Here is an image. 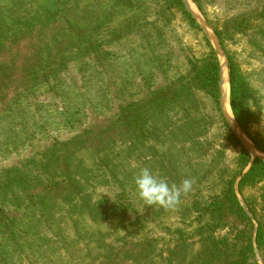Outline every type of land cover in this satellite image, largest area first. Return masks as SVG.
I'll return each instance as SVG.
<instances>
[{
    "label": "rangeland",
    "instance_id": "1",
    "mask_svg": "<svg viewBox=\"0 0 264 264\" xmlns=\"http://www.w3.org/2000/svg\"><path fill=\"white\" fill-rule=\"evenodd\" d=\"M182 1L201 31L179 12L172 18L165 14L162 26L170 20L152 53L125 33L102 43L99 51L83 53L65 47L57 24L33 29L0 52V247L4 248L0 264L200 262L195 257L201 250L196 229L208 220L204 207L221 191L222 179L237 168L241 148L230 141L229 130L235 136L237 132L252 159L264 160V152L231 114L229 85L226 116L219 105L226 124L212 101L199 93L198 110L170 104L165 115L154 120L162 133L158 142L145 134L139 137L120 109L132 100L144 101L155 88L171 86L187 72L186 58H200L208 51V42L228 71V82L227 52L246 78L253 95L248 103L250 131L264 142V0H197L201 9L194 0ZM82 2L93 8L99 0ZM236 17L242 25L224 38L223 48L214 28L221 29ZM99 33L101 41L109 35L107 30ZM45 45L43 64L58 65L60 50L70 57L48 82L38 60ZM155 55L158 60L152 58ZM144 167L170 184L190 179L192 188L174 208L145 206L134 183ZM239 179L234 190L240 204L250 217L254 208L264 222V178L241 191ZM105 210L109 213L103 218ZM11 221L16 228L5 232L3 225ZM37 222L40 233H23ZM74 224L90 232L84 231L77 240ZM253 224L256 230L254 219ZM177 228L184 230L183 236L175 233ZM9 230L19 249L7 235ZM215 235H228L233 254L244 248L232 227L220 226ZM253 248L256 262L263 264L264 243L260 248L253 243Z\"/></svg>",
    "mask_w": 264,
    "mask_h": 264
},
{
    "label": "trees",
    "instance_id": "2",
    "mask_svg": "<svg viewBox=\"0 0 264 264\" xmlns=\"http://www.w3.org/2000/svg\"><path fill=\"white\" fill-rule=\"evenodd\" d=\"M194 1L201 9L198 1ZM176 12H179L192 27L201 31L182 0H99L96 4L93 3V8L83 4L82 0H6L4 4L0 3V52L4 47L16 43L19 38H24L33 29L55 27L54 25L57 24L55 29L62 31L60 35L66 43L65 47H73L83 53L99 51L102 43H111L122 37L124 33L126 36L134 35L137 43L143 48L147 47L148 51L152 53L155 52L154 48L158 44L156 39L162 36L163 26L168 25L170 20L166 17L165 19L168 21L162 26L163 15L168 14L172 18ZM109 22H114V25L108 26ZM241 25L242 21L236 17L224 24L223 28H214L223 48L224 38L235 32L232 30L240 29ZM99 30L109 32L104 41L99 39ZM54 42L58 43L56 39ZM207 45L208 51L200 58H186L187 72L180 75L171 86L155 88L149 92L144 101L132 100L126 106L121 107L120 115L124 117L127 126L129 121H132L133 127L139 131V137L145 134L144 137H149L154 142L160 141L162 133L159 131L160 125L157 123L165 115L166 108L170 109L168 107L171 104L177 108L195 107L198 110L201 105L199 93L212 101L219 112L221 121L225 123L219 106V62L215 50L208 42ZM45 47L47 45L42 46L38 51V60L42 67L40 70L43 71V78L48 82L51 77L56 76L60 69L65 68L70 57L60 50L58 65L54 62L51 64L44 62L43 64L41 52ZM152 58L158 60L159 56L155 55ZM227 61L232 113L254 146L264 152L263 140L253 135L249 127L252 114L249 111L248 103L253 97L252 91L235 59L228 52ZM40 70L37 71V74L41 72ZM156 118L158 121L155 122ZM79 138L77 141L81 142L82 137ZM229 139L241 148L236 158L237 168L233 174L222 179L221 191L218 194H212L213 196H210L208 204L204 207V210H207L208 220L196 229L201 241V250L195 255L200 261L197 264H258L255 259L253 243H256L259 248L264 243V222L257 217L254 208L251 207L252 217L245 212L234 190V183L238 176H240L239 191L244 185L255 182V179H263L264 160L257 157L252 159L249 152L241 146L239 139L230 130ZM248 165V170L243 174ZM7 186L8 184H4L3 187ZM247 206H251L250 201L247 202ZM46 207L41 206L40 209ZM108 213V210H105V214H103L105 216L101 217H106ZM229 216L233 217L232 220L228 219ZM253 219L257 222L256 230ZM13 222L3 225L5 232L13 226L16 228V224ZM220 226L234 228L235 238H237L235 240L241 238L244 248L233 254L232 247L228 246L229 234L220 237L215 235L216 229ZM238 226L241 228H237ZM72 227L75 228L73 233L77 240L81 239L84 231L87 235L90 232L76 224ZM31 231L40 233L39 222L36 223V226H26L23 233L30 234ZM175 233L178 236H183L184 230L177 228ZM13 234L16 237L12 230L7 233L12 242H17ZM18 244L19 242H17ZM19 247L20 244L16 248L19 249ZM1 249L4 248L0 247L2 253Z\"/></svg>",
    "mask_w": 264,
    "mask_h": 264
},
{
    "label": "clouds",
    "instance_id": "3",
    "mask_svg": "<svg viewBox=\"0 0 264 264\" xmlns=\"http://www.w3.org/2000/svg\"><path fill=\"white\" fill-rule=\"evenodd\" d=\"M139 198L145 206L174 208L179 205L181 197L190 192L192 181L185 179L180 185L170 184L167 179L150 167L140 169L134 177Z\"/></svg>",
    "mask_w": 264,
    "mask_h": 264
},
{
    "label": "water",
    "instance_id": "4",
    "mask_svg": "<svg viewBox=\"0 0 264 264\" xmlns=\"http://www.w3.org/2000/svg\"><path fill=\"white\" fill-rule=\"evenodd\" d=\"M189 8V7H188ZM216 52V51H215ZM217 58H218V56H217ZM218 62H219V74H220V79H219V86H220V105H221V108H222V110H223V113H224V115L226 116V114H227V112H226V110H225V108H224V106H223V104L225 103V97H224V95H223V89H222V84H223V71H224V69H223V65L221 64V62L219 61V59H218ZM231 114H233V113H231ZM234 116V115H233ZM234 119H235V117H234ZM235 121H236V119H235ZM236 124H238L237 123V121H236ZM238 126V125H237ZM234 133H236V136H237V132L234 130ZM238 137V136H237ZM247 150V149H246ZM248 151V150H247ZM257 158H260V157H258V156H256ZM255 158V157H254ZM260 159H262V158H260ZM263 160V159H262Z\"/></svg>",
    "mask_w": 264,
    "mask_h": 264
},
{
    "label": "bare ground",
    "instance_id": "5",
    "mask_svg": "<svg viewBox=\"0 0 264 264\" xmlns=\"http://www.w3.org/2000/svg\"><path fill=\"white\" fill-rule=\"evenodd\" d=\"M227 70L223 71V84H222V89H223V95L225 97V103L223 104L224 108L228 109V71L226 73Z\"/></svg>",
    "mask_w": 264,
    "mask_h": 264
}]
</instances>
